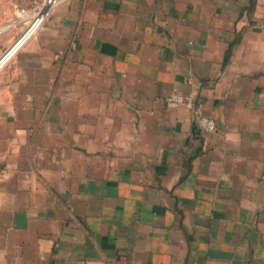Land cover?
Masks as SVG:
<instances>
[{"label":"crops","instance_id":"obj_1","mask_svg":"<svg viewBox=\"0 0 264 264\" xmlns=\"http://www.w3.org/2000/svg\"><path fill=\"white\" fill-rule=\"evenodd\" d=\"M25 27L0 35V264H264V0H56L10 49Z\"/></svg>","mask_w":264,"mask_h":264},{"label":"built area","instance_id":"obj_2","mask_svg":"<svg viewBox=\"0 0 264 264\" xmlns=\"http://www.w3.org/2000/svg\"><path fill=\"white\" fill-rule=\"evenodd\" d=\"M56 2V0L51 3L43 12L40 9H32V11H27L24 8H19L17 10V14L6 21L5 24L0 25V35L7 29L14 28L19 23H24L26 25L25 30L23 33L17 38V40L12 45L11 49L18 46L23 40L32 32L34 31L40 23L43 21L44 17L46 16L48 10L51 6ZM44 4V3H43ZM164 105L169 108H176V107H193V98L188 94H181V93H170L167 97L164 98ZM196 123L198 127L205 131V132H213L215 125L214 121L211 117L197 114L196 115Z\"/></svg>","mask_w":264,"mask_h":264},{"label":"rangeland","instance_id":"obj_3","mask_svg":"<svg viewBox=\"0 0 264 264\" xmlns=\"http://www.w3.org/2000/svg\"><path fill=\"white\" fill-rule=\"evenodd\" d=\"M44 3V4H43ZM46 0H17V5H21L27 11H32V9H40L44 7ZM19 9V8H18ZM21 24V23H19ZM23 24V23H22Z\"/></svg>","mask_w":264,"mask_h":264},{"label":"bare ground","instance_id":"obj_4","mask_svg":"<svg viewBox=\"0 0 264 264\" xmlns=\"http://www.w3.org/2000/svg\"><path fill=\"white\" fill-rule=\"evenodd\" d=\"M51 3H53L52 0H46V4L44 5V7L42 8L40 12H43L49 5H51Z\"/></svg>","mask_w":264,"mask_h":264},{"label":"water","instance_id":"obj_5","mask_svg":"<svg viewBox=\"0 0 264 264\" xmlns=\"http://www.w3.org/2000/svg\"><path fill=\"white\" fill-rule=\"evenodd\" d=\"M10 49H11V48H10ZM10 49H9V50H10ZM9 50H8V51H9ZM8 51H7V52H8ZM7 52H6V53H7Z\"/></svg>","mask_w":264,"mask_h":264}]
</instances>
